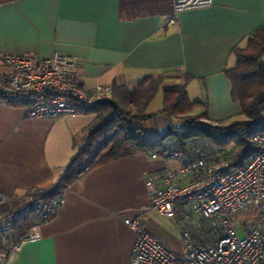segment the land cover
Masks as SVG:
<instances>
[{
	"label": "crops",
	"instance_id": "0c3cea01",
	"mask_svg": "<svg viewBox=\"0 0 264 264\" xmlns=\"http://www.w3.org/2000/svg\"><path fill=\"white\" fill-rule=\"evenodd\" d=\"M172 14L171 0H0V76L8 72L7 54L46 59L58 51L81 60L88 93L100 85L133 88L162 74L165 86L187 85L210 123L240 119L226 71L236 66L234 51L264 28V0H213L179 13L168 26ZM26 113L24 106L0 103V192L11 200L0 206V218L53 187L76 153V139L97 117L31 119ZM158 123L157 133H165L169 121ZM164 167L162 156L137 154L89 171L65 191L62 206L41 226V239L22 245L10 264H130L137 233L126 218H139L181 252L182 244L152 217L161 215L147 211L146 180Z\"/></svg>",
	"mask_w": 264,
	"mask_h": 264
},
{
	"label": "built area",
	"instance_id": "2783aa9c",
	"mask_svg": "<svg viewBox=\"0 0 264 264\" xmlns=\"http://www.w3.org/2000/svg\"><path fill=\"white\" fill-rule=\"evenodd\" d=\"M176 16L187 10L207 8L213 0H171ZM264 61V57L262 59ZM8 72L0 76V89L7 91L11 104L24 106L31 119H59L113 99V86H97L88 93L82 86L79 58L55 51L49 58L31 55H5ZM172 130L178 132L176 123ZM258 148L245 165L233 167L228 150L212 146L201 139H190L175 145L166 140L162 153L165 167L146 180L150 196L148 212L156 211L171 220L182 237L177 253L151 234L139 218L124 220L136 231L130 264H264V131L253 135ZM36 191L19 209L0 218V264H10L22 245L41 239L40 228L51 220L62 206L59 198ZM0 192V206L9 203ZM253 215L252 221L235 217ZM33 224L25 234L17 232L22 221ZM243 236L241 237L240 232Z\"/></svg>",
	"mask_w": 264,
	"mask_h": 264
},
{
	"label": "trees",
	"instance_id": "16d2710c",
	"mask_svg": "<svg viewBox=\"0 0 264 264\" xmlns=\"http://www.w3.org/2000/svg\"><path fill=\"white\" fill-rule=\"evenodd\" d=\"M234 53L236 66L226 71V75L232 84V100L242 109L240 119L228 125L210 123L205 104L189 99L187 85L165 86L162 74L149 76L133 88L116 84L113 99L119 108L114 110L109 105H96L82 111L84 114L93 112L97 117L76 139V153L46 195L61 197L86 173L112 161L137 154L160 157L169 138H173L175 145L201 139L212 146L229 149L227 155L231 166H245L258 152L251 141L253 135L264 131V28L252 36L245 49H237ZM160 89L164 93V107L157 114H148V106ZM7 96V91L0 89V103L19 106L11 104ZM198 108L203 110L196 113ZM159 118H166L171 130L167 128L165 133L153 135L147 124L156 125ZM176 123L181 125L178 132L172 130ZM13 208L16 209L7 215L20 209L18 206ZM32 224L30 219L22 221L17 225V232L27 233ZM4 246L0 238V250Z\"/></svg>",
	"mask_w": 264,
	"mask_h": 264
},
{
	"label": "rangeland",
	"instance_id": "374dc122",
	"mask_svg": "<svg viewBox=\"0 0 264 264\" xmlns=\"http://www.w3.org/2000/svg\"><path fill=\"white\" fill-rule=\"evenodd\" d=\"M163 107H164V93H163V90L160 89V91L158 92L154 100L148 106L147 113L157 114L163 109ZM91 114H95V113L92 112ZM160 127L161 125H159V123L158 125L157 124L155 125L152 123L147 124L149 133L153 135L161 130ZM152 217L158 223L159 227L170 235V237L172 238V240H174L173 242L177 245V247L180 248L183 241H182L181 234L178 230V227L171 220L165 219L159 216L158 214H153ZM252 219H253V215H250V216L247 215L245 217V215L241 213V214H238L234 220L237 221V229H239L241 220L242 222H248V221H252ZM239 232L242 237L243 236L242 231H239Z\"/></svg>",
	"mask_w": 264,
	"mask_h": 264
},
{
	"label": "water",
	"instance_id": "95a60500",
	"mask_svg": "<svg viewBox=\"0 0 264 264\" xmlns=\"http://www.w3.org/2000/svg\"><path fill=\"white\" fill-rule=\"evenodd\" d=\"M98 105H109L114 110H117L119 108L117 102L114 99H104L98 102ZM168 130H171L170 127H168Z\"/></svg>",
	"mask_w": 264,
	"mask_h": 264
}]
</instances>
